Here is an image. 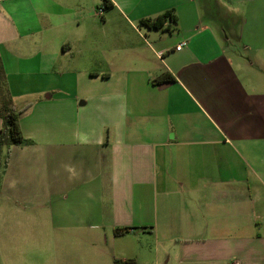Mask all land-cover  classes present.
I'll return each mask as SVG.
<instances>
[{"label": "crops", "instance_id": "0c3cea01", "mask_svg": "<svg viewBox=\"0 0 264 264\" xmlns=\"http://www.w3.org/2000/svg\"><path fill=\"white\" fill-rule=\"evenodd\" d=\"M108 1L0 0V264H264V0Z\"/></svg>", "mask_w": 264, "mask_h": 264}, {"label": "trees", "instance_id": "16d2710c", "mask_svg": "<svg viewBox=\"0 0 264 264\" xmlns=\"http://www.w3.org/2000/svg\"><path fill=\"white\" fill-rule=\"evenodd\" d=\"M110 2L104 0V6L108 7ZM171 21L177 24V19L171 12H167L155 20H147L142 22L143 25L161 30L164 26ZM167 77L169 80H174L169 73H165L161 78ZM22 111H18L13 107L12 99L6 86V74L3 65L0 61V119L2 120V128L0 131V151L7 148V155L1 164V169L4 170L8 165L9 148L14 145H29L30 141L26 140L20 129V115ZM129 229H115V236H123L127 234ZM114 264H137L134 259L129 260H115Z\"/></svg>", "mask_w": 264, "mask_h": 264}, {"label": "built area", "instance_id": "2783aa9c", "mask_svg": "<svg viewBox=\"0 0 264 264\" xmlns=\"http://www.w3.org/2000/svg\"><path fill=\"white\" fill-rule=\"evenodd\" d=\"M186 45V43H181L180 45H178L177 47H176V51H181L182 50V48L184 47Z\"/></svg>", "mask_w": 264, "mask_h": 264}, {"label": "rangeland", "instance_id": "374dc122", "mask_svg": "<svg viewBox=\"0 0 264 264\" xmlns=\"http://www.w3.org/2000/svg\"><path fill=\"white\" fill-rule=\"evenodd\" d=\"M212 1L214 2V0H212ZM6 151H7V150H6ZM149 254L151 255V258L154 256L153 253L151 254V253L149 252ZM162 258H163V257H161L160 260H162ZM167 258H168V255H166V260H167Z\"/></svg>", "mask_w": 264, "mask_h": 264}]
</instances>
